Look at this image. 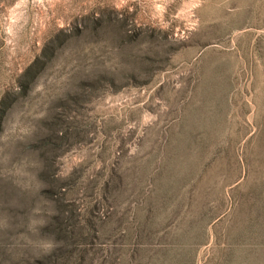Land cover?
Instances as JSON below:
<instances>
[{
    "label": "rangeland",
    "instance_id": "obj_1",
    "mask_svg": "<svg viewBox=\"0 0 264 264\" xmlns=\"http://www.w3.org/2000/svg\"><path fill=\"white\" fill-rule=\"evenodd\" d=\"M0 264H264V0H0Z\"/></svg>",
    "mask_w": 264,
    "mask_h": 264
}]
</instances>
